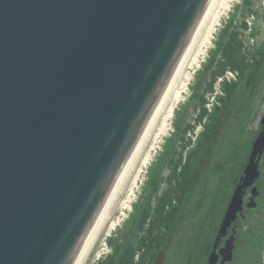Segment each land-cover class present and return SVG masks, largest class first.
Instances as JSON below:
<instances>
[{
  "label": "water",
  "instance_id": "obj_1",
  "mask_svg": "<svg viewBox=\"0 0 264 264\" xmlns=\"http://www.w3.org/2000/svg\"><path fill=\"white\" fill-rule=\"evenodd\" d=\"M210 2L120 166L204 0H0V264H69L120 166L76 264Z\"/></svg>",
  "mask_w": 264,
  "mask_h": 264
},
{
  "label": "rangeland",
  "instance_id": "obj_2",
  "mask_svg": "<svg viewBox=\"0 0 264 264\" xmlns=\"http://www.w3.org/2000/svg\"><path fill=\"white\" fill-rule=\"evenodd\" d=\"M250 1L252 2V0ZM255 1L256 0L253 2ZM241 3L242 0H211L207 16H205L202 22L203 25L199 28L200 30L198 29L196 33L197 36L195 35L185 57L186 59H184L181 67V75H186L191 78V75L194 74L199 66L197 63L200 62V59L201 61L203 60L201 64L202 68L199 67L197 73L200 70V72H202L203 68L208 64L211 53L215 50L214 43L219 33L218 28L222 27L225 23L228 24L235 19L240 20L242 18ZM244 17L245 16H243V18ZM258 22L259 19L254 20L253 25L255 26L254 31L260 36L259 31L261 25H259ZM218 24L220 25L218 26ZM248 36L249 35H247V38ZM260 37L261 39L256 43V48L264 50V34L263 37ZM209 45H211V49ZM207 49L210 50L208 55L205 54V52L208 51ZM188 80H186V83L182 87L183 92L180 93L179 100L176 103L172 101V98L179 88V83L171 89L168 100L164 103L160 113H158L151 127L147 130L132 160L131 167L127 170L125 178L120 181L113 196L111 195L108 207L103 211V216L98 221L91 244L85 255L83 254V259L81 258V264H95L96 259H98L97 255L100 258L104 257L110 249L108 246L107 248L105 247V238H108L109 235H120L125 232L124 222L128 220L131 215V213L128 214L130 211V209H128L130 207L128 206H130L132 202L136 203L138 199H141L138 203L143 206L148 200L150 196L149 180L151 179V175L156 172L158 162L154 161L149 167L148 162L143 167L141 163L145 159L147 161H151L150 158L154 160L156 156L158 157L159 154H161L162 150L165 151L167 149L169 138H171L173 132L172 127L170 128L169 125L174 119V116H172L173 112L175 114V112L181 111L182 106H187L186 104L190 99V88L195 79L190 80L189 84H187ZM187 87L189 88L188 91ZM171 107L173 110L169 111ZM250 107L252 108V113L247 116L246 114L249 112ZM263 107L264 62L250 87H247L245 77L237 82L236 90L229 99L220 122L217 124V134L213 144L214 153L206 157L192 192H190L187 197V201L185 200V202H183L184 211L181 213L174 232L176 240H181V242H183L185 239L190 240L193 237L195 222L199 219L202 210V196H206V202L209 203L214 188H216L217 182L224 172L226 160L231 155L234 143L241 134L239 130L243 126L250 131L254 130ZM192 111L193 110L190 108L187 109L189 120H191ZM208 181L209 185H206L205 182L208 183ZM258 183L261 190L262 204H264V174L259 179ZM135 205L133 207H135ZM127 214L128 217L122 222L120 221L117 223L122 215L125 216ZM247 229L248 228H246V230ZM171 240H173V236ZM245 250L246 254L250 255V250L248 248ZM173 251L174 253L168 254L166 264H178L180 261L177 248L175 247ZM252 255L254 254L252 253ZM240 259L244 260L243 256H241Z\"/></svg>",
  "mask_w": 264,
  "mask_h": 264
},
{
  "label": "trees",
  "instance_id": "obj_3",
  "mask_svg": "<svg viewBox=\"0 0 264 264\" xmlns=\"http://www.w3.org/2000/svg\"><path fill=\"white\" fill-rule=\"evenodd\" d=\"M249 4L250 0H243L242 9H248ZM215 45L216 49L211 53L208 64L198 75V80L194 87L195 91L192 94L189 106L194 107L198 104H203L204 91L208 88L213 77L217 73H220L224 67L230 66L231 68L238 69L242 77L246 74V84L248 85L255 80L264 62L263 50L257 51V55L255 56L256 58L253 63L250 64L246 61V58L241 51L242 41L239 38V29L237 26L233 25L232 21L225 24L219 31ZM235 88L236 84L234 83L224 86L226 103L223 104L221 108H216L217 112H219L218 118L222 116L227 102L233 95ZM202 114L203 112L201 115ZM216 123L211 125V127H208L207 130L202 133V138H205V141H207L206 143L210 140L211 132L215 128ZM173 126L174 134L171 138H169L168 147L163 153V163L169 169L168 188L163 192V194L164 197L166 196L171 198L174 193L177 196L179 193L180 199L182 194L186 192L188 185L191 182V176L196 169L194 164L198 163L200 160V152L203 151L204 148L192 151L186 158L185 163L182 165L180 173L177 174L176 169L181 165L182 150L185 147V132L189 127L187 121V109L175 115ZM245 143L246 139L244 142H240L238 146V151L240 153L243 151ZM231 165L234 166V163ZM162 170L163 168L159 169L152 180L150 186L151 195L145 205L142 207L139 203L136 205L134 204L135 207H133V212L128 220V223H126V233L123 232L120 235L115 234L114 237L107 239V243L111 247L112 251L104 259L98 260L96 264H151L155 255V252H152V250L154 249L156 251V248H153V245H157V243H154L152 246L149 243L146 251L137 261L134 260V255L144 246L145 240H150L152 238L151 235H153L154 231L157 229H159V231L156 234L163 236V232H161L162 228L168 224L169 220L171 221V219L168 220V218L163 221L156 220L154 214L157 210L152 208L151 205L153 198L158 200L160 198L158 197V191ZM224 177L225 176H223L225 189L223 194L226 193L227 186L231 185L230 176L228 178ZM141 207L142 210L139 215L137 212ZM147 223L148 225L146 226Z\"/></svg>",
  "mask_w": 264,
  "mask_h": 264
},
{
  "label": "flooded vegetation",
  "instance_id": "obj_4",
  "mask_svg": "<svg viewBox=\"0 0 264 264\" xmlns=\"http://www.w3.org/2000/svg\"><path fill=\"white\" fill-rule=\"evenodd\" d=\"M259 164L260 166L264 165L263 156ZM236 180L237 177L234 176V181ZM250 189L251 187L245 189L243 195V208L223 235L218 233L221 217L218 221L213 218L214 216L219 218V214L215 215V210L211 209L206 202V196H202V210L199 219L195 222V232L193 237L190 240L185 239L183 242H181V240H176L174 232L181 213L184 211V206L173 204L164 213L165 215H168V218H171L170 223L166 226V235L157 237V239H155L157 247L153 248H157L156 252L158 253L164 251L165 258H167L169 253H174L173 250L176 247L180 255L179 258H183L185 264H206L208 256L211 253L216 255L214 264H237L236 260L239 254V249L245 241V236H249L248 238L253 240L252 244L259 246L264 232V227L260 226V222H264V218H259L260 216H264V212L261 208H257L258 202L262 201L259 192L253 198L255 205L251 207H247L246 205L250 198ZM241 225H248L250 227L247 231L248 234H244L240 231ZM172 236L173 240H171ZM227 241L232 245L230 259L224 258V247ZM246 243L247 242L245 241L244 244Z\"/></svg>",
  "mask_w": 264,
  "mask_h": 264
},
{
  "label": "bare ground",
  "instance_id": "obj_5",
  "mask_svg": "<svg viewBox=\"0 0 264 264\" xmlns=\"http://www.w3.org/2000/svg\"><path fill=\"white\" fill-rule=\"evenodd\" d=\"M212 3H213V2H212ZM209 5H210V4H209ZM208 9H209V6H208V8H207V10H206V12H205V14H204V16H203V18H202L200 24H199V26H198L196 32H195V34H194V36H193V38H192V40H191V42H190V44H189V46H188L186 52H185V54L183 55V57H182V59H181L179 65H178V67H177V69H176V71H175V73H174V75H173V77H172V79H171L169 85L167 86V88H166V90H165V92H164V94H163V96H162V98H161V100H160V102H159V104H158V106H157V108H156V110H155V112H154L152 118L150 119V121H149V123H148V125H147V127H146V129H145V131H144V133H143V135H142V137H141V139H140V141H139L137 147H136V149L134 150V152H133V154H132V156H131V158H130V160H129V162H128V164H127V166H126V168H125V170H124V172H123V174H122V176H121V178H120V180H119V182L117 183V185H116V187H115V189H114V191H113V193H112V196H113L114 192L116 191L118 185L120 184V181H121L122 179L125 178V176H126V174H127V170H129V168L131 167V165H132V160H133L134 156L136 155V153H137V151H138V149H139V146H140V144L142 143V140H143V138H144V136H145L147 130L151 127V125H152V123L154 122L155 118L157 117L158 113H160V110L162 109L164 103L168 100V98H169V96H170V91H171V89H172L174 86H177L178 83H179V88H178V90L176 91V93H174V96H173V98H172V101L176 103V102H178V100H179L178 98H179L180 93L183 92L182 87H183L184 84L186 83V80L190 79V78L187 77L186 75H184V76L181 75V72H182V68H181V67H182V64H183V62H184V59H186L185 57H186V55H187V53H188V50H189L190 47H191V44H192V42H193V40H194V37H195V35H196L198 29L201 28V26L203 25L202 22H203L205 16H207ZM206 18H207V17H206ZM199 30H200V29H199ZM206 30H207V29H206ZM204 33H205V32H204ZM196 36H197V35H196ZM180 79H181V80H180ZM180 89H181V90H180ZM173 102H172V103H173ZM172 110H173V109H172V107H171L169 111H172ZM147 162H148V161H147L146 159L143 160V162L141 163V166L143 167ZM149 162H150V161H149ZM110 198H111V197H110ZM109 201H110V199H109ZM109 201H108V203H107L105 209L108 207ZM105 209H104V211H105ZM102 216H103V213H102V215L100 216V218H102ZM100 218H99V220H100ZM99 220H98V221H99ZM97 225H98V222H97V224H96V226H95V228H94V230H93V232H92V234H91L89 240L87 241V243H86V245H85V247H84V249H83V251H82V253H81L80 257H79V259L77 260L76 264H81V261H82L81 258L84 257L83 254L85 255L86 251L88 250V247H89L90 244H91V241H92V239H93V233H94V231L96 230ZM82 259H83V258H82Z\"/></svg>",
  "mask_w": 264,
  "mask_h": 264
}]
</instances>
